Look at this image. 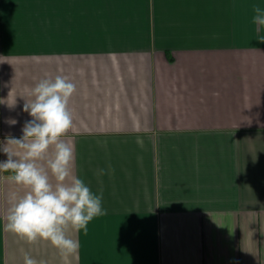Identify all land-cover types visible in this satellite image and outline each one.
Here are the masks:
<instances>
[{
	"label": "crops",
	"instance_id": "0c3cea01",
	"mask_svg": "<svg viewBox=\"0 0 264 264\" xmlns=\"http://www.w3.org/2000/svg\"><path fill=\"white\" fill-rule=\"evenodd\" d=\"M253 5L264 0H0V162L32 120L31 90L66 77L76 91L61 139L106 212L86 235L68 230L76 253L29 244L5 231L26 189L0 171V264H264Z\"/></svg>",
	"mask_w": 264,
	"mask_h": 264
},
{
	"label": "clouds",
	"instance_id": "9594fccd",
	"mask_svg": "<svg viewBox=\"0 0 264 264\" xmlns=\"http://www.w3.org/2000/svg\"><path fill=\"white\" fill-rule=\"evenodd\" d=\"M252 10V23L264 27V8L253 5ZM257 40L264 43V35ZM75 91V84L63 76L41 80L31 90L33 99L23 105L32 120L24 124L21 138L6 137L7 160L0 162V171L11 173L6 179L26 189L24 195L11 197L5 231L29 244L48 241L62 255L79 249V242L67 236L69 229L86 235L89 223L106 214L102 193L94 194L74 174V146L61 139L73 127L68 104ZM24 264L38 262L25 254Z\"/></svg>",
	"mask_w": 264,
	"mask_h": 264
}]
</instances>
